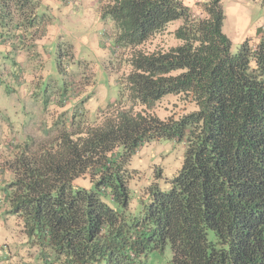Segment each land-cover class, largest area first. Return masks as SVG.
<instances>
[{
    "label": "trees",
    "instance_id": "16d2710c",
    "mask_svg": "<svg viewBox=\"0 0 264 264\" xmlns=\"http://www.w3.org/2000/svg\"><path fill=\"white\" fill-rule=\"evenodd\" d=\"M101 1L131 71L102 125L67 131L57 115L53 142L3 164L21 264H146L167 247L172 264H264V36L233 54L223 0ZM42 2L0 0V45L33 32ZM176 22L174 44H155ZM66 86L44 88L45 108ZM155 143L184 146L182 165L137 191L133 159Z\"/></svg>",
    "mask_w": 264,
    "mask_h": 264
},
{
    "label": "rangeland",
    "instance_id": "374dc122",
    "mask_svg": "<svg viewBox=\"0 0 264 264\" xmlns=\"http://www.w3.org/2000/svg\"><path fill=\"white\" fill-rule=\"evenodd\" d=\"M42 1L41 11L46 16L36 21L33 32L29 31L20 39L14 37L12 40V42L18 40L27 46L28 52L25 53L31 59L30 67L35 69L31 71L35 85L30 90L35 94L22 98L28 101L26 103L29 109H38L40 106L43 107L44 103L40 101L37 106L31 103V100L40 98L45 100L43 92L46 86L53 87V91L59 92L60 88L64 89L67 85L71 94L65 100L64 107L57 106L56 113L50 110L48 119L51 121L43 120L45 123L40 127L45 124V138L32 140L33 153L40 150L41 145L53 142L58 137L59 131L63 128L58 131L54 125L57 115H64L66 118L63 130L67 131H86L91 126L102 125L107 112L106 107L120 98L123 78L131 71L128 56L115 48L112 23L100 20L101 0ZM238 6L243 10L241 11ZM223 7L226 16L223 32L231 40L232 53L237 54L246 40L253 38L255 33L258 34V28L264 30V0H223ZM178 25L177 22L170 25L169 31L155 44L160 42L174 44L169 33ZM8 42L12 43L11 40ZM1 63L2 66L6 63L8 68H13V62H9L8 59ZM42 81L45 82L43 86L39 85ZM20 94L21 92L18 95L19 99ZM35 95L37 96L34 99ZM163 116L164 113H161L160 117ZM10 145L16 148L18 142L13 141ZM18 150L19 147L7 161H13ZM184 151L182 145L163 143L143 148L133 159L132 166L140 176V181L134 182V189L141 190L159 169L165 178H171L182 165ZM7 196L6 185L0 184V259L6 254L7 257L14 259L10 264H21L22 259H28L26 247L23 243L20 221L14 214L9 213ZM21 255L25 256L21 258ZM172 259L171 248L167 247L164 252L150 253L146 264H172Z\"/></svg>",
    "mask_w": 264,
    "mask_h": 264
},
{
    "label": "crops",
    "instance_id": "0c3cea01",
    "mask_svg": "<svg viewBox=\"0 0 264 264\" xmlns=\"http://www.w3.org/2000/svg\"><path fill=\"white\" fill-rule=\"evenodd\" d=\"M204 1L205 0H184V3L186 2L185 4L187 7L195 9L196 7L198 8L199 5L202 6ZM238 7L241 11L243 10L241 6ZM243 13L244 11L242 14ZM255 35L256 37H254ZM254 36L249 39L254 42H259L264 36V30L258 28V34L255 33ZM26 51L27 46H21L18 40L0 45V63L6 59H8L9 62H13V68H8L6 63H4L3 66L2 63L0 65V184L2 185H6L13 179L9 171L3 168V164L13 156V152L20 145L30 142L33 139L45 138V124H43L42 127L40 126L42 123H45V121H43L44 119L50 118V110H52L50 106L45 108V104L43 107L40 106V109H29L26 103L27 100L22 98L25 95L32 96L35 94V92L32 93L30 91L35 85L33 83V72L31 73V71H35V69L34 67H30L31 59L29 55L25 53ZM20 80H22V83H20ZM44 84L45 82L42 81L39 85L43 86ZM20 92V99L22 98V100L18 97ZM43 95H45V93H43ZM49 95L50 91L45 95L46 98H48ZM36 96L37 95L33 98L35 99ZM45 100H41V98L35 99L31 100V103L39 106L38 103H44ZM48 121H51V119H48ZM13 141L18 142L16 148L10 145ZM4 263H13V259L7 261L6 254L5 256L2 255L0 264Z\"/></svg>",
    "mask_w": 264,
    "mask_h": 264
},
{
    "label": "built area",
    "instance_id": "2783aa9c",
    "mask_svg": "<svg viewBox=\"0 0 264 264\" xmlns=\"http://www.w3.org/2000/svg\"><path fill=\"white\" fill-rule=\"evenodd\" d=\"M65 103V102H64Z\"/></svg>",
    "mask_w": 264,
    "mask_h": 264
}]
</instances>
